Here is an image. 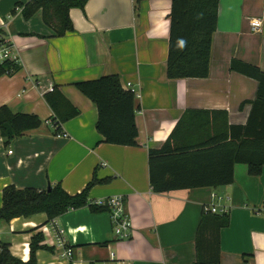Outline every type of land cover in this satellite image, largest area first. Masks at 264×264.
Instances as JSON below:
<instances>
[{
	"label": "crops",
	"instance_id": "1",
	"mask_svg": "<svg viewBox=\"0 0 264 264\" xmlns=\"http://www.w3.org/2000/svg\"><path fill=\"white\" fill-rule=\"evenodd\" d=\"M28 1L0 0V36L15 44L19 60L15 73L0 76V107L35 114L42 124L8 143L0 131V207L10 185L47 190L60 183L76 195L96 175L101 182L89 201L122 195L133 232L120 238L109 209L87 205L56 218V227L45 212L1 222L0 242L28 261L32 237L42 233L36 264H114L112 254L125 264H198L197 231L212 204L230 215L220 263L264 264V166L257 175L238 163L231 184L168 192L153 190L149 173V151L164 145L188 110H220L227 125L246 124L258 81L230 64L238 59L264 71V0H220L209 76L174 80L167 76L173 0H89L84 10H71L74 30L64 36L42 10L25 19L18 3ZM255 18L263 20L260 32L251 28ZM108 74L137 93L136 146L105 142L97 105L75 86ZM50 86L80 110L59 130L69 138L46 122L55 116L45 96Z\"/></svg>",
	"mask_w": 264,
	"mask_h": 264
},
{
	"label": "trees",
	"instance_id": "2",
	"mask_svg": "<svg viewBox=\"0 0 264 264\" xmlns=\"http://www.w3.org/2000/svg\"><path fill=\"white\" fill-rule=\"evenodd\" d=\"M89 0H29L18 3L29 20L42 10L44 22L56 36L74 30L70 12L84 10ZM220 0H173L167 76L169 79L207 78L210 73L213 35L219 20ZM11 68V69H10ZM230 69L258 81V91L251 103L246 124L227 125L225 112L220 110H188L173 133L159 149L149 151L150 183L157 192L179 189L213 187L234 182L235 166L247 164L251 174H260L264 166V71L251 63L233 59ZM18 65L0 67V76L13 74ZM75 86L98 108L97 129L110 144L136 146V95L125 89L117 75L80 81ZM46 100L55 112L52 120L57 130L62 123L76 117L80 110L56 87L46 93ZM66 105V106H63ZM244 105V103H242ZM241 105V106H242ZM67 107L69 112L63 111ZM207 118H199L203 115ZM223 114V117L221 116ZM42 120L35 114L15 113L7 106L0 107V131L5 142L39 127ZM212 127H214L212 129ZM101 182L96 175L86 188L76 195L65 191L60 183L47 190L18 189L13 185L3 190L0 223L17 217H29L45 212L48 221L70 209L90 205L95 211L102 207L90 204V190ZM230 223L229 213H204L197 231L198 264H221L220 233ZM42 233L32 237L31 256L23 261L11 254L9 245L0 242V264H36V252L43 248Z\"/></svg>",
	"mask_w": 264,
	"mask_h": 264
},
{
	"label": "built area",
	"instance_id": "3",
	"mask_svg": "<svg viewBox=\"0 0 264 264\" xmlns=\"http://www.w3.org/2000/svg\"><path fill=\"white\" fill-rule=\"evenodd\" d=\"M251 28L255 32L262 31L263 20L260 18H255L250 21ZM18 56L15 49V44L6 38V36H0V67L6 64L18 65ZM11 69V68H10ZM127 90L136 93L135 89H133L131 83H129L126 87ZM54 86H50L49 91H53ZM47 123H50L54 126L52 120L47 119ZM56 129V127L54 126ZM57 130V129H56ZM59 137L69 138V134L67 132L59 131L57 132ZM10 154L13 153L12 150L9 151ZM91 205L96 207H106L109 209L111 213L112 223L115 230V233L120 238H128L131 236L133 232V224L131 221L130 216L128 215L125 203L123 200L122 195H114L105 198L95 199L90 201ZM204 213H214L219 215H224L229 213V208L226 206H218V205H205L204 206ZM54 227L57 225V220H52ZM58 241L63 244V240L61 236L58 238ZM72 250L69 248L66 251L65 255H71ZM112 260L115 262L114 264H125L122 261L116 259L115 255L112 254Z\"/></svg>",
	"mask_w": 264,
	"mask_h": 264
},
{
	"label": "water",
	"instance_id": "4",
	"mask_svg": "<svg viewBox=\"0 0 264 264\" xmlns=\"http://www.w3.org/2000/svg\"><path fill=\"white\" fill-rule=\"evenodd\" d=\"M2 262V255H1V253H0V263Z\"/></svg>",
	"mask_w": 264,
	"mask_h": 264
}]
</instances>
